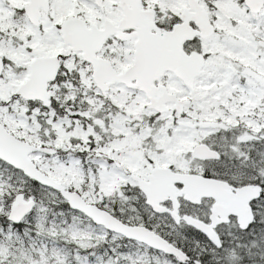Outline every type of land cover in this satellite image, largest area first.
<instances>
[{"label":"snow or ice","instance_id":"obj_1","mask_svg":"<svg viewBox=\"0 0 264 264\" xmlns=\"http://www.w3.org/2000/svg\"><path fill=\"white\" fill-rule=\"evenodd\" d=\"M0 264H264V0H0Z\"/></svg>","mask_w":264,"mask_h":264}]
</instances>
